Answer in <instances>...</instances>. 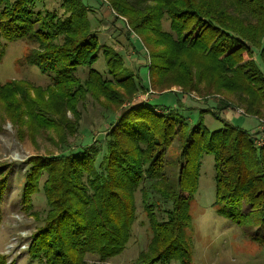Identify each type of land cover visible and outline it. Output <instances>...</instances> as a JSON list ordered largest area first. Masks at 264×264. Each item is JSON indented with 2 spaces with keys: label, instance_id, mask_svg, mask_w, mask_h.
I'll list each match as a JSON object with an SVG mask.
<instances>
[{
  "label": "trees",
  "instance_id": "obj_1",
  "mask_svg": "<svg viewBox=\"0 0 264 264\" xmlns=\"http://www.w3.org/2000/svg\"><path fill=\"white\" fill-rule=\"evenodd\" d=\"M104 1L111 5L115 19L127 17L125 27L130 31L138 34L152 31L170 44L160 54L151 53L149 48L150 59L146 65L150 85L158 83L155 72L166 74L169 68L180 67L181 76L189 83L188 89L200 93L202 75L198 70L196 74L192 72L194 67L208 71L207 88L216 85L218 75L221 87L250 89L264 100V72L260 73L253 60L246 63L245 70L244 64L237 63L242 59L238 49L248 50L256 42L255 36L264 39V0H153L152 5L142 9L132 6L129 0ZM39 2L44 6L43 0H0L3 3L0 36L9 41L20 38L33 41L40 50H29L24 62L53 73L47 85L51 86L49 98L29 100L27 114L33 118L40 109L44 113H51V109L64 113V103L55 105L56 101L53 104L51 98L61 97L60 101L64 97L73 98L70 91L75 85L80 89L81 83L86 88L87 83L94 82L104 90L103 82H107L94 69L83 78L76 73L78 67L95 62L99 49L85 3L63 0L67 13L59 18L46 7L42 8L44 14L34 12L33 7ZM251 16L257 23H250ZM162 20L168 22L169 30L178 33L176 42L168 39L171 33L161 28ZM144 41L152 46L150 40L144 38ZM199 53L204 55L206 63H186L183 59L185 54L191 57ZM104 54L107 71L115 73L113 69L125 67L118 52L107 49ZM259 54L264 64V42ZM155 57L162 58L161 62L156 64ZM227 71L232 74L225 80L221 75ZM130 78L135 81L132 75ZM176 82L183 83L180 76ZM137 85V90L147 88L139 81ZM131 89L135 90L136 86ZM19 93L25 100L24 93ZM155 105L148 101L130 109L131 114L117 118L116 121H121L106 134L107 144L102 153L92 151L93 144L87 143L81 144L76 152L28 159L21 191L24 201L41 188L50 216L47 226L35 233L29 244V253L38 263L78 264L86 253L94 254L98 262L119 255L131 234L136 218L135 193L139 191L149 237L146 248L139 251L134 262L138 258L142 263L137 264H169L174 260L187 264L190 241L185 236V228L200 175L199 161L204 154H211L213 158L215 198L212 205H217V212L239 222L240 205L245 200L258 210L255 221L258 228H264V143L228 121L221 119V127L210 131L201 122L191 125L177 115L158 113ZM247 109L259 111L254 110L253 102L252 106L247 104ZM51 126H54L53 120L47 123V127ZM175 126L183 131L184 138L177 158L179 167L172 177L165 172L160 150L168 144ZM127 143L136 150L128 151ZM40 181L42 184L38 186ZM49 234V240L43 238ZM255 240L261 242L264 238L257 236ZM145 250L152 255L147 256Z\"/></svg>",
  "mask_w": 264,
  "mask_h": 264
},
{
  "label": "rangeland",
  "instance_id": "obj_2",
  "mask_svg": "<svg viewBox=\"0 0 264 264\" xmlns=\"http://www.w3.org/2000/svg\"><path fill=\"white\" fill-rule=\"evenodd\" d=\"M62 1L43 0L44 6H40L42 3L39 2L35 8L33 7V11H41L44 14L45 9L42 8L46 7L48 8L46 10L63 18L67 8ZM82 1L90 16L94 33H106L108 37L106 41L100 38L101 44H99L95 62L78 67L76 73L83 78L90 69H94L102 74L104 81L109 83L103 82L104 90H100L99 84L94 82L87 83L86 88L81 83L80 89L77 85L72 87L70 92L74 94L73 98L64 97L60 101L61 97H52L53 104L55 101V105L64 103V113L53 109L51 113H44L40 109L35 111L37 117L33 118L27 114L30 99L41 101L49 98L48 90L51 86L47 85L52 81L53 73L44 72L33 64L24 62V56L29 50L34 48L40 50L33 41L25 38L9 41L0 36V264H40L37 259L31 257L29 244L33 235L47 226L50 217L47 213L49 206L41 188H37L24 201L21 191L28 159L33 156L46 157L76 152L81 144L87 143L93 144L92 151L97 150L102 153L107 144L105 136L111 126L121 121H116L117 118L131 114L129 111L134 107L148 101L154 105L159 104L153 106L156 112L177 115L191 125L201 122L210 131L220 128L222 119L249 131L259 142L264 143V100L256 96L255 92L251 93L250 89L237 90L221 87L218 84L220 82L218 75L215 77L216 85L207 88L205 85L209 82L208 71L194 67L191 71L196 74L198 70V73L202 75L200 93L188 89L189 83L186 77L181 76L183 69L180 67H171L166 74H163V71L155 72V76L158 75V83L153 82L150 85L146 65L150 59L149 48H152L151 53L160 54L163 51L166 52L170 44L152 31H147L146 34L130 31L125 27L128 23L127 17L121 16L123 21L122 18L115 19L111 5L106 4L104 0ZM129 1L132 6L141 9L154 2L153 0ZM95 11L100 16V20L107 14L104 19H109L107 21L113 25V32L111 25L104 23V20L101 23L99 18L96 19ZM34 14L32 17H36ZM249 19L250 23H257L255 17L251 16ZM102 24L105 27L101 29ZM161 28L172 34L168 35L170 41L176 42L178 33L169 30L167 21L162 20ZM110 31L112 34L109 36ZM182 32H179V35ZM128 34L129 38H127ZM65 35L71 36L68 33ZM144 38L150 40L152 46H148ZM255 38L256 42L252 43L248 50L245 48L237 50V54L240 53L242 57L237 63L244 64L243 70H245L248 67L246 63L253 60L262 74L264 64H261L259 49L264 39L256 36ZM107 49L118 52L126 68L113 69L115 73L107 71L104 54ZM185 55L183 59L186 63L191 61L206 63L201 53L192 54L191 57ZM161 59L155 57V63H160ZM223 73L221 77L224 79H229L232 74L229 71ZM130 75L136 82L129 79ZM179 76L183 83H174ZM10 81L13 83L6 85ZM138 81L147 88L137 90ZM79 83L80 80H78ZM133 85L136 86L135 90L131 89ZM102 91L107 96L101 94ZM19 92L24 93L25 100ZM80 94H83L82 97ZM116 100L121 102L117 103ZM252 102L255 106L254 110L257 108L259 111L247 109V104L252 106ZM70 105L75 106L74 109L70 108ZM222 106L224 107L221 109ZM50 120H53L54 126L47 127ZM183 138V131L180 132L178 126H175L174 133L169 136L168 144L162 146L160 150L163 151L165 172L172 177H175L179 167L177 158L180 155ZM125 146L128 151L136 150L128 143ZM140 147L143 151L144 146ZM155 150L154 148L152 151ZM199 164L200 175L197 189L189 208L190 220L185 228V236L190 241V260L187 264H264V241L255 240L257 236L264 238V228H258L255 221L258 210L251 208L243 200L240 205L242 217L239 222L219 214L217 205H212L215 198L212 155L204 154ZM42 177H45V173ZM41 184L42 181L38 183V186ZM135 207L136 218L123 251L101 262L97 261L94 254L86 253L78 264L142 263L141 259L137 258L135 262L134 260L139 251L146 248L149 233L139 191L135 193ZM50 236L49 234L43 238L49 240ZM145 251L147 256L152 255ZM169 264L183 263L174 260Z\"/></svg>",
  "mask_w": 264,
  "mask_h": 264
},
{
  "label": "crops",
  "instance_id": "obj_3",
  "mask_svg": "<svg viewBox=\"0 0 264 264\" xmlns=\"http://www.w3.org/2000/svg\"><path fill=\"white\" fill-rule=\"evenodd\" d=\"M106 12L108 13V10H107V9H106ZM95 13H96V19L99 18V21H100L101 23H102L103 20H104V23L111 25V27H112V32H113V25L110 24V22L107 21V20H109V19H104L105 17H107V14H106V16H104L103 18H101V20H100V16L98 15L97 11H95ZM104 27H105V26H103V24H102L101 29L104 28ZM106 31H107V30H106ZM110 32H111V31H110ZM112 32L109 34V36L112 34ZM95 35H96V37H97V39H98V41H99V44H101V43H100V38H102L103 41H106V37H108V35H107L106 33H102V32H101L100 34H96V33H95Z\"/></svg>",
  "mask_w": 264,
  "mask_h": 264
}]
</instances>
